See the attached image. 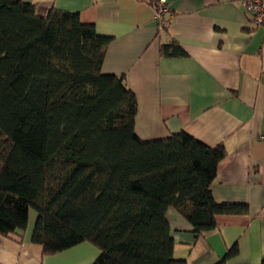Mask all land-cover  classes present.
<instances>
[{"label": "trees", "instance_id": "obj_1", "mask_svg": "<svg viewBox=\"0 0 264 264\" xmlns=\"http://www.w3.org/2000/svg\"><path fill=\"white\" fill-rule=\"evenodd\" d=\"M109 39L77 12L0 0V233L21 241L32 209L43 253L87 241L99 249L90 264H188L174 257L167 208L198 237L248 204L212 195L222 143L136 134L125 75L101 70ZM161 51L186 53L175 39Z\"/></svg>", "mask_w": 264, "mask_h": 264}, {"label": "crops", "instance_id": "obj_2", "mask_svg": "<svg viewBox=\"0 0 264 264\" xmlns=\"http://www.w3.org/2000/svg\"><path fill=\"white\" fill-rule=\"evenodd\" d=\"M77 12L110 37L101 70L124 74L137 101L136 134L145 140L184 130L226 149L210 185L218 202H245L246 213L216 215L215 229L194 237L174 207L166 218L174 257L212 264L233 243L226 264H260L264 258V25L253 23L241 0H165L159 28L153 0H26ZM175 39L183 55L162 53ZM30 209L21 241L0 233V264H90L99 249L83 241L53 254L30 240Z\"/></svg>", "mask_w": 264, "mask_h": 264}, {"label": "built area", "instance_id": "obj_3", "mask_svg": "<svg viewBox=\"0 0 264 264\" xmlns=\"http://www.w3.org/2000/svg\"><path fill=\"white\" fill-rule=\"evenodd\" d=\"M245 9L252 13V21L255 24L264 25V0H241ZM155 17L159 28L164 25V16L169 11L165 0H153Z\"/></svg>", "mask_w": 264, "mask_h": 264}, {"label": "rangeland", "instance_id": "obj_4", "mask_svg": "<svg viewBox=\"0 0 264 264\" xmlns=\"http://www.w3.org/2000/svg\"><path fill=\"white\" fill-rule=\"evenodd\" d=\"M96 247V246H95ZM97 248V247H96Z\"/></svg>", "mask_w": 264, "mask_h": 264}]
</instances>
